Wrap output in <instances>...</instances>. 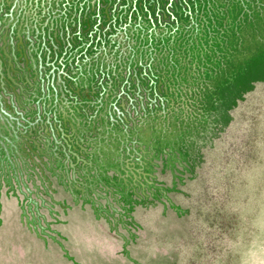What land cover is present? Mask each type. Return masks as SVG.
<instances>
[{
  "label": "rangeland",
  "instance_id": "obj_1",
  "mask_svg": "<svg viewBox=\"0 0 264 264\" xmlns=\"http://www.w3.org/2000/svg\"><path fill=\"white\" fill-rule=\"evenodd\" d=\"M0 264H264V0H0Z\"/></svg>",
  "mask_w": 264,
  "mask_h": 264
}]
</instances>
